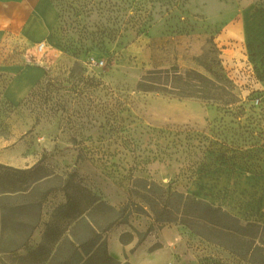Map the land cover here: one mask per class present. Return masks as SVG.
<instances>
[{"label": "rangeland", "instance_id": "374dc122", "mask_svg": "<svg viewBox=\"0 0 264 264\" xmlns=\"http://www.w3.org/2000/svg\"><path fill=\"white\" fill-rule=\"evenodd\" d=\"M51 1L59 28L26 61L43 70L40 84L10 105L4 89L11 75L0 70V165L25 170L43 158L54 173L76 170L107 204L132 211L105 235L119 264L263 262L264 201L256 196L264 194V34L245 38L242 19L260 22L264 0ZM172 67L210 79L214 101L136 90L148 71ZM243 177L256 185H218ZM151 184L221 208L242 228L231 229L249 237L231 240L184 219L181 204L176 217L186 225L158 229L134 193L152 198L140 187ZM64 202L61 192L50 194L27 250L0 253V264H20L16 256L41 241L43 223ZM246 223L259 228L244 230ZM16 238L3 234L0 218V240ZM247 248L262 251L244 257Z\"/></svg>", "mask_w": 264, "mask_h": 264}, {"label": "trees", "instance_id": "16d2710c", "mask_svg": "<svg viewBox=\"0 0 264 264\" xmlns=\"http://www.w3.org/2000/svg\"><path fill=\"white\" fill-rule=\"evenodd\" d=\"M177 68L148 71L136 86L141 93H155L161 96H174L178 99H197L202 102L214 101L211 94L214 90L213 82L196 71H188L182 76ZM170 78L175 80L170 82ZM196 84L188 83V80ZM40 83H37L39 85ZM9 103V102H8ZM10 104V103H9ZM11 105V104H10ZM43 158L33 167L25 170L14 169L0 165V218L2 232L15 235V240H0L4 246L0 248L2 254H12L27 250V245L42 219V207L48 196L54 192H61L65 202L59 205L46 222L41 241L23 256H16L20 264H119L107 250L106 233L116 225L126 224L132 211L125 212V208L110 206L98 195L94 194L84 183L76 170L56 174L42 165ZM143 192L151 194L152 198L134 191L140 198L145 199L154 216V223L158 229L167 223L178 219V205H182L181 214L184 219L202 221L213 230L219 231L226 238L233 240L236 235L240 238L249 237L245 232H234L229 224H238V220L202 200H192L182 194L164 192L160 187L151 184L149 189L141 185ZM182 201L184 204H182ZM137 209L138 206H136ZM202 211L206 216H202ZM137 212V211H136ZM186 225L184 220H178ZM231 222V223H230ZM224 223V224H222ZM259 228L257 224L246 223L245 229ZM264 230V228H263ZM153 229L150 227L139 238L140 244ZM123 235H121L122 243ZM132 239V236L129 237ZM228 251L236 254L230 246L223 244ZM247 248L243 254L261 252L256 248L250 253ZM262 256V255H261ZM252 257V256H251ZM251 262V264H264ZM128 264V263H125Z\"/></svg>", "mask_w": 264, "mask_h": 264}, {"label": "crops", "instance_id": "0c3cea01", "mask_svg": "<svg viewBox=\"0 0 264 264\" xmlns=\"http://www.w3.org/2000/svg\"><path fill=\"white\" fill-rule=\"evenodd\" d=\"M59 25L58 12L51 0H0V70L11 75L4 89L11 105L21 104L44 76L42 69L28 66L26 61L33 48L48 42ZM242 27L245 38L261 36L264 34V17L260 22H254L244 14ZM219 179L220 187L230 184V187L236 185L247 189L256 185H250L252 180L246 177L236 183L232 179ZM256 197L264 201V194Z\"/></svg>", "mask_w": 264, "mask_h": 264}, {"label": "built area", "instance_id": "2783aa9c", "mask_svg": "<svg viewBox=\"0 0 264 264\" xmlns=\"http://www.w3.org/2000/svg\"><path fill=\"white\" fill-rule=\"evenodd\" d=\"M44 46H45L44 43L39 44L37 50H38V51H42L43 48H44Z\"/></svg>", "mask_w": 264, "mask_h": 264}]
</instances>
